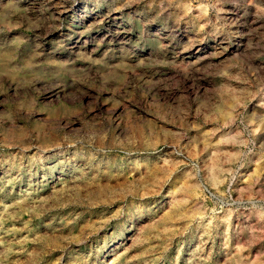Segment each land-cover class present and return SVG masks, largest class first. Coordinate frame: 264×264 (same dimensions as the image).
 Wrapping results in <instances>:
<instances>
[{"label": "rangeland", "instance_id": "rangeland-1", "mask_svg": "<svg viewBox=\"0 0 264 264\" xmlns=\"http://www.w3.org/2000/svg\"><path fill=\"white\" fill-rule=\"evenodd\" d=\"M0 264H264V0H0Z\"/></svg>", "mask_w": 264, "mask_h": 264}]
</instances>
